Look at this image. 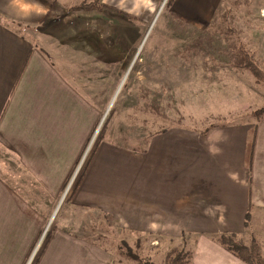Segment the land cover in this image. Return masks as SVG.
<instances>
[{"label": "crops", "instance_id": "0c3cea01", "mask_svg": "<svg viewBox=\"0 0 264 264\" xmlns=\"http://www.w3.org/2000/svg\"><path fill=\"white\" fill-rule=\"evenodd\" d=\"M40 1L0 0V264L27 263L49 214L37 207L59 208L62 202L50 200L60 199L93 128L92 105L42 48L13 28L12 22L24 26L48 13L50 1ZM222 2L172 0L169 8L186 23L206 26ZM102 3L140 19L136 14L159 11L166 0ZM206 132L171 128L152 136L143 152L100 142L69 209L112 219L130 234L194 236V264H245L211 237L248 236L264 248V116ZM60 224L35 264H108L106 253Z\"/></svg>", "mask_w": 264, "mask_h": 264}, {"label": "rangeland", "instance_id": "374dc122", "mask_svg": "<svg viewBox=\"0 0 264 264\" xmlns=\"http://www.w3.org/2000/svg\"><path fill=\"white\" fill-rule=\"evenodd\" d=\"M90 1L47 0L48 13L33 23L12 22L14 29L25 32L48 54L94 111L92 134L60 199L50 200L62 203L59 208L37 207L49 214L38 229L40 237L26 264H35L53 228L65 221L66 232L93 243L106 253L108 264H142L124 256L125 249H117L121 241L140 259L155 264H164L172 250L193 255L194 236L186 240L184 235L167 239L130 234L112 219L71 211L68 199L102 141L147 150L150 137L163 129L203 131L256 121L251 115L264 107V85L256 84L247 70L233 67V61L242 45L264 70V0H223L206 26L176 18L169 8L172 0H166L151 28L159 7L150 15L136 14L138 22L125 19L122 11L103 3V8L75 10ZM53 208L57 210L49 223ZM242 240L249 244L250 238ZM136 241H141L140 249L135 247Z\"/></svg>", "mask_w": 264, "mask_h": 264}, {"label": "trees", "instance_id": "16d2710c", "mask_svg": "<svg viewBox=\"0 0 264 264\" xmlns=\"http://www.w3.org/2000/svg\"><path fill=\"white\" fill-rule=\"evenodd\" d=\"M103 0H92L89 3L85 4H79L77 7H75V10L78 11H86V10H91V9H96L98 7H102L103 5L101 4ZM102 5V6H101ZM105 8V7H104ZM120 14V12H118ZM122 16L131 21V22H138V19L132 15L122 13ZM1 20V18H0ZM6 22V21H4ZM233 67L237 69H242V70H247L252 77L255 80V83L258 85H264V70L261 69L257 63L254 61L253 57L250 56V54L245 50V48L241 45L237 47L236 52H235V60L233 61ZM256 112H258L256 114ZM256 115V116H255ZM257 122L261 120V118L264 116V107L254 111L253 115ZM215 126H212L211 128L207 129L206 134ZM256 127L255 125L250 132V140L247 145V153H246V164L248 167H251V162H252V153L254 150V145H255V137H256ZM169 129H163L160 132L156 134H163L167 132ZM151 138V137H150ZM149 142V140H148ZM147 142V143H148ZM146 149L139 150L138 152H143ZM136 151V150H134ZM87 167V166H86ZM86 169V168H85ZM82 172L80 175L75 188L72 192V196L75 193L76 188L79 186L81 182V178L83 177V174L85 172ZM71 198V197H70ZM250 219V214L249 211L246 214V219L244 223V227L248 229V221ZM213 240L221 246L223 249H225L227 252L241 260L245 264H264V256L262 254V249L261 245L254 239L250 238L249 244H245L242 240V237H239L235 234H220V235H215L213 236ZM48 239H46V242ZM141 241H136L135 247L137 249H140ZM117 249L124 250L126 253V257L137 261L141 262L142 264H155L151 261H145L142 260L138 257V255L134 252L131 251L129 245L125 241H121L120 244L118 245ZM31 253V252H30ZM38 258V257H37ZM37 260V259H36ZM164 264H192V253L187 252L184 250H172L170 251L167 256L165 257V262Z\"/></svg>", "mask_w": 264, "mask_h": 264}, {"label": "water", "instance_id": "95a60500", "mask_svg": "<svg viewBox=\"0 0 264 264\" xmlns=\"http://www.w3.org/2000/svg\"><path fill=\"white\" fill-rule=\"evenodd\" d=\"M161 10V9H160ZM159 12L160 11H158V13L156 14V16H155V18H154V20H153V22H152V24H151V26H150V28L153 26V24L155 23V21H156V19H157V17H158V15H159ZM147 35H148V33L146 34V36H145V38H144V40H143V42H142V44H141V46L143 45V43H144V41H145V39H146V37H147ZM116 96V95H115ZM105 116H106V114H105ZM103 120V119H102ZM102 123V121L100 122V124Z\"/></svg>", "mask_w": 264, "mask_h": 264}]
</instances>
